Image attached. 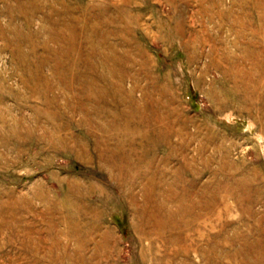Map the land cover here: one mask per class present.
Wrapping results in <instances>:
<instances>
[{
	"label": "rangeland",
	"instance_id": "374dc122",
	"mask_svg": "<svg viewBox=\"0 0 264 264\" xmlns=\"http://www.w3.org/2000/svg\"><path fill=\"white\" fill-rule=\"evenodd\" d=\"M0 264H264V0H0Z\"/></svg>",
	"mask_w": 264,
	"mask_h": 264
}]
</instances>
